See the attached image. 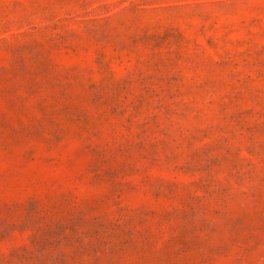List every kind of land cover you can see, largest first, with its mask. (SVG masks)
<instances>
[{
	"label": "rangeland",
	"instance_id": "obj_1",
	"mask_svg": "<svg viewBox=\"0 0 264 264\" xmlns=\"http://www.w3.org/2000/svg\"><path fill=\"white\" fill-rule=\"evenodd\" d=\"M0 264H264V0H0Z\"/></svg>",
	"mask_w": 264,
	"mask_h": 264
}]
</instances>
